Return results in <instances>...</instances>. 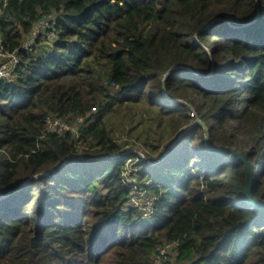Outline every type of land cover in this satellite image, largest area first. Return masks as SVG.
I'll list each match as a JSON object with an SVG mask.
<instances>
[{
	"label": "trees",
	"instance_id": "16d2710c",
	"mask_svg": "<svg viewBox=\"0 0 264 264\" xmlns=\"http://www.w3.org/2000/svg\"><path fill=\"white\" fill-rule=\"evenodd\" d=\"M45 16L52 41L0 81V264H154L175 241L177 264H264L247 164L211 151L176 101L190 99L213 148L248 156L264 201V0H8L7 48ZM114 101L162 129L146 158L119 143ZM50 115L77 132L47 133ZM132 156L136 182L124 174ZM135 186L156 197L148 219L129 205Z\"/></svg>",
	"mask_w": 264,
	"mask_h": 264
},
{
	"label": "built area",
	"instance_id": "2783aa9c",
	"mask_svg": "<svg viewBox=\"0 0 264 264\" xmlns=\"http://www.w3.org/2000/svg\"><path fill=\"white\" fill-rule=\"evenodd\" d=\"M8 0H0V16L7 5ZM53 27V17L45 16L41 18L34 26L31 33L23 41L22 45L15 49L10 50L5 44V39L0 30V81L11 80L15 77L17 69L19 68L23 53H33L38 45V40L45 39L49 42L52 41L54 37ZM192 116H195V112H190ZM80 121V119H79ZM77 124L75 122H70L57 118L54 116L47 117V133H54L56 135H63L66 132H77ZM126 176V174H125ZM127 177V176H126ZM127 180H129L127 178ZM136 182L134 180H129ZM134 190L142 191L140 193L141 198L137 197ZM145 188L135 186L132 194L130 196L129 205L135 209H138L142 213L143 218H150L153 213V207L156 197L153 194L146 193ZM147 190V189H146ZM138 193V192H137ZM179 242H166L158 247V251L154 255V264H164L165 260L168 259L172 251H176ZM176 253V252H175Z\"/></svg>",
	"mask_w": 264,
	"mask_h": 264
},
{
	"label": "rangeland",
	"instance_id": "374dc122",
	"mask_svg": "<svg viewBox=\"0 0 264 264\" xmlns=\"http://www.w3.org/2000/svg\"><path fill=\"white\" fill-rule=\"evenodd\" d=\"M214 41V40H213ZM45 44V43H44ZM212 46V42L210 43V47ZM176 101L178 102H184L189 106L190 112H195V116H192L191 123L195 124L198 122V119H201L200 115L197 113L195 107L191 103L190 99L185 98H179ZM116 101H114L115 103ZM151 114L146 111L142 110V107L137 104H131L128 102H124L123 104H119V102H116L114 105V109L112 113H109V125H111L115 131H116V137L119 141V143H122L125 145V151L132 152L137 155L146 158L148 153H153L152 150L157 147L158 140L162 137V129L158 127L157 123L153 121L151 118ZM202 120V119H201ZM83 118H80V121L82 122ZM157 121V120H156ZM204 121V120H203ZM76 123V122H75ZM186 130V128H182L181 131ZM205 131V129H204ZM206 138H207V132L205 131ZM210 139V135H209ZM168 139L165 140L164 143L160 144L158 147V151L162 152L165 148V143H167ZM155 147V148H153ZM157 149V148H156ZM130 157V156H129ZM133 158L134 160L131 161L130 158L127 159L126 165H125V173L127 178L129 180L138 181L135 179V176H132L131 173L135 171L136 167L134 166L135 161H137L138 158ZM149 160V163L152 165L158 163V161H152ZM146 193H151L149 190H144ZM138 192V193H137ZM142 191L134 190V193L137 195V197L141 198ZM147 193V194H148ZM175 251H172L170 253L169 257H174ZM171 264H177L176 260L172 258Z\"/></svg>",
	"mask_w": 264,
	"mask_h": 264
},
{
	"label": "water",
	"instance_id": "95a60500",
	"mask_svg": "<svg viewBox=\"0 0 264 264\" xmlns=\"http://www.w3.org/2000/svg\"><path fill=\"white\" fill-rule=\"evenodd\" d=\"M195 124H201L204 127L205 131L207 132L208 146H209V149L211 151H214V152H218V151L233 152L234 154L240 156L241 159L247 164L248 175H247L246 185H245V197H246L247 201L253 205H257L259 207L264 206V201L261 199L255 198L251 192L252 186H253L254 181H255V167H254L253 163L249 160L248 156L245 153L238 152L234 148H231V147L213 148V146L210 143V139H209V127H208L207 123L201 119H198V122H196ZM99 158H103V157H97L95 159H99Z\"/></svg>",
	"mask_w": 264,
	"mask_h": 264
}]
</instances>
